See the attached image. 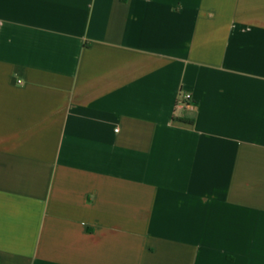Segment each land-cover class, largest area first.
<instances>
[{"label":"crops","instance_id":"1","mask_svg":"<svg viewBox=\"0 0 264 264\" xmlns=\"http://www.w3.org/2000/svg\"><path fill=\"white\" fill-rule=\"evenodd\" d=\"M0 264H264V0H0Z\"/></svg>","mask_w":264,"mask_h":264},{"label":"built area","instance_id":"2","mask_svg":"<svg viewBox=\"0 0 264 264\" xmlns=\"http://www.w3.org/2000/svg\"><path fill=\"white\" fill-rule=\"evenodd\" d=\"M180 106L184 107V108H188L193 110L194 109V104H193V100H192V96L188 93H185L182 96L181 101L179 102Z\"/></svg>","mask_w":264,"mask_h":264}]
</instances>
